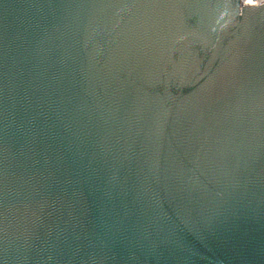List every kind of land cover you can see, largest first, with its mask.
Segmentation results:
<instances>
[{"label":"water","instance_id":"obj_1","mask_svg":"<svg viewBox=\"0 0 264 264\" xmlns=\"http://www.w3.org/2000/svg\"><path fill=\"white\" fill-rule=\"evenodd\" d=\"M0 264H264V4L0 0Z\"/></svg>","mask_w":264,"mask_h":264},{"label":"built area","instance_id":"obj_2","mask_svg":"<svg viewBox=\"0 0 264 264\" xmlns=\"http://www.w3.org/2000/svg\"><path fill=\"white\" fill-rule=\"evenodd\" d=\"M246 2H248V4L243 5V7L258 6L264 4V0H249Z\"/></svg>","mask_w":264,"mask_h":264},{"label":"bare ground","instance_id":"obj_3","mask_svg":"<svg viewBox=\"0 0 264 264\" xmlns=\"http://www.w3.org/2000/svg\"><path fill=\"white\" fill-rule=\"evenodd\" d=\"M246 1H249V0H240L241 7L245 4H248V2H246ZM249 7H251V6H249Z\"/></svg>","mask_w":264,"mask_h":264}]
</instances>
